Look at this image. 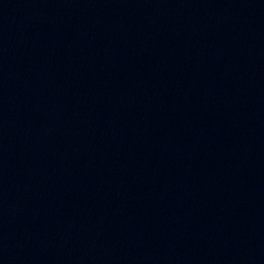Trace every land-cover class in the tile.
<instances>
[{"label":"water","instance_id":"1","mask_svg":"<svg viewBox=\"0 0 264 264\" xmlns=\"http://www.w3.org/2000/svg\"><path fill=\"white\" fill-rule=\"evenodd\" d=\"M176 264H264V0H72Z\"/></svg>","mask_w":264,"mask_h":264}]
</instances>
